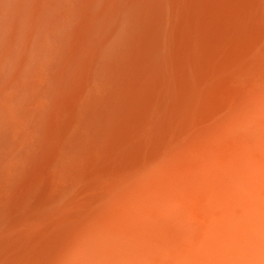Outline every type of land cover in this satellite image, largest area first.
Instances as JSON below:
<instances>
[{
    "label": "bare ground",
    "instance_id": "1",
    "mask_svg": "<svg viewBox=\"0 0 264 264\" xmlns=\"http://www.w3.org/2000/svg\"><path fill=\"white\" fill-rule=\"evenodd\" d=\"M0 264H264V0H0Z\"/></svg>",
    "mask_w": 264,
    "mask_h": 264
}]
</instances>
